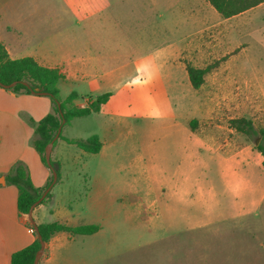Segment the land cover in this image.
Listing matches in <instances>:
<instances>
[{
    "label": "rangeland",
    "instance_id": "obj_1",
    "mask_svg": "<svg viewBox=\"0 0 264 264\" xmlns=\"http://www.w3.org/2000/svg\"><path fill=\"white\" fill-rule=\"evenodd\" d=\"M16 1L24 15L32 7L40 13L71 9L67 0ZM181 1L86 0L94 50L113 51L119 85L103 112L63 125L62 137L96 134L103 148L88 153L65 142V175L43 203L57 195L73 224L96 220L100 228L73 235L53 264H264L263 208L234 219H212L211 211L193 218L194 211L181 210L174 200L162 210V173L174 174L181 160L180 141L188 137L182 127L219 140L245 138L252 146L262 141L264 128V29L260 34L254 27L242 50L245 34L229 42L222 23L207 12L194 23L191 48L181 50L189 28ZM185 64L207 68L199 88L191 87ZM239 117L252 122L254 133L230 128ZM199 154L208 153L201 148ZM207 171L217 183L216 163L196 169L201 180ZM43 220L57 217L45 211Z\"/></svg>",
    "mask_w": 264,
    "mask_h": 264
},
{
    "label": "crops",
    "instance_id": "obj_2",
    "mask_svg": "<svg viewBox=\"0 0 264 264\" xmlns=\"http://www.w3.org/2000/svg\"><path fill=\"white\" fill-rule=\"evenodd\" d=\"M67 2L71 9L60 13L47 10L40 13L32 7L29 14L24 15L16 0H0V42L11 59L29 56L42 66L57 69L62 74L57 83L59 96L63 99L70 92H76L77 97L72 101L75 106H82L94 96L109 92L108 100L96 111L103 112L111 99V89L119 85V65L113 61V51L95 52L92 28L88 29L86 22V0ZM179 8L184 25L189 26L181 35V50L191 48L194 39L190 36L196 32L194 23L207 12L222 23L224 33L230 37L229 42L245 34L242 50L247 46L248 34L255 31L254 27H258L260 34L264 29V1L230 17H222L207 0H182ZM184 34L188 35L183 37ZM78 98L81 101L78 102ZM50 111L51 101L47 95L15 93L0 86V264H9L11 254L29 245L36 237L28 230L31 224L27 214L17 210V188L7 181V175L15 163L21 162L35 187L46 185L50 169L40 160L32 139L35 124ZM187 126L181 125L188 137L180 141L182 157L174 174L162 173V210L170 207V200L183 211H194L192 217L197 216V211H211L212 219H234L264 209V166L260 152L248 145L245 138L235 142L219 140L214 135L204 137ZM58 139L50 157L54 155L55 161L60 163L61 180L65 175V141L60 139L58 143ZM102 148L103 143L99 152ZM201 148L208 153L206 156L199 154ZM212 162L216 163L217 183L208 171L203 180V173L196 172L199 166L205 169ZM62 200L53 195L48 203L37 204L32 210L35 223H44L43 216L47 211L56 215L59 223L79 225L71 222V211L61 203ZM147 203L151 204L148 199ZM181 218L185 219L184 213ZM200 220L198 217L194 225L201 224ZM90 224L99 225L96 220ZM73 235L66 231L54 233L45 242L38 264H53L58 250L74 240ZM261 246L264 250V244Z\"/></svg>",
    "mask_w": 264,
    "mask_h": 264
},
{
    "label": "trees",
    "instance_id": "obj_3",
    "mask_svg": "<svg viewBox=\"0 0 264 264\" xmlns=\"http://www.w3.org/2000/svg\"><path fill=\"white\" fill-rule=\"evenodd\" d=\"M207 1L222 17H230L264 0ZM185 70L191 87L194 89L199 88L204 81V74L207 72V68H199L186 64ZM60 79H62V74L59 73L57 69L42 66L32 57L26 56L16 59L9 58L3 44L0 42V82L3 84H9L12 81H17L8 89L15 93H31L33 90H38L45 92L50 98L51 111L37 121L33 131L34 137L32 139V145L44 165H46L44 159V147L55 135L57 128L61 124V119L64 120L62 124L63 126L75 117H82L92 112H96L110 96L109 92H104L89 99L82 106H75L72 101L77 97L76 92H70L63 99L59 96L57 83ZM21 81H25L27 85H24ZM230 125L236 131L242 132L246 135L252 132L254 133L252 122L244 117L231 119ZM259 133L263 137L262 141L256 143L254 147L262 155V165L264 166V128L259 129ZM57 138H62L65 142L74 144L88 153H97L102 146V143L96 134L83 139L66 138L62 137L59 133ZM54 143L55 141L53 142V145ZM50 162L57 172L58 180L60 177L59 162L52 160ZM51 178L50 172L46 185L43 188H37L32 184L26 166L21 162L14 164L10 173L7 175V181L17 188L16 206L20 214L28 213L30 206L40 197L42 191L50 183ZM47 198H51L50 190L39 203H43ZM37 226L44 242H47L54 233L59 231H66L71 234L89 235L99 229V225L97 224L69 226L57 221L39 223ZM38 247L39 242L35 237L29 245L16 250L11 254L9 264H32L34 253Z\"/></svg>",
    "mask_w": 264,
    "mask_h": 264
},
{
    "label": "water",
    "instance_id": "obj_4",
    "mask_svg": "<svg viewBox=\"0 0 264 264\" xmlns=\"http://www.w3.org/2000/svg\"><path fill=\"white\" fill-rule=\"evenodd\" d=\"M17 81H12L11 83L9 84H3L0 82V86L1 87H4V88H10L12 87ZM24 85H27V83L25 81H21ZM31 93H35V94H43V95H46L45 92H41V91H38V90H33L31 91ZM59 105V104H58ZM64 120L61 119V124L59 125V127L57 128V131L55 133V135L52 137V139L45 145L44 147V159H45V162H46V165L49 167L50 169V172H51V181L50 183L48 184V186L42 191L40 197L30 206L29 210H28V213H27V218L31 224V226L33 227L34 229V233L36 235V238L39 242V247L38 249L35 251L34 253V257H33V261H32V264H38V261L42 255V252L44 250V246H45V242L43 241L40 233H39V230H38V226L37 224L35 223V221L33 220V217H32V210L33 208L39 204V202L44 198V196L46 195V193L51 189V187L54 185V183L56 182L57 180V172L56 170L54 169V167L52 166L51 162H50V153H51V150H52V147H53V142L56 140V138L58 137L59 133H60V130H61V126L63 124Z\"/></svg>",
    "mask_w": 264,
    "mask_h": 264
},
{
    "label": "built area",
    "instance_id": "obj_5",
    "mask_svg": "<svg viewBox=\"0 0 264 264\" xmlns=\"http://www.w3.org/2000/svg\"><path fill=\"white\" fill-rule=\"evenodd\" d=\"M28 230H29L31 233H34V229H33L32 226H29V227H28Z\"/></svg>",
    "mask_w": 264,
    "mask_h": 264
}]
</instances>
